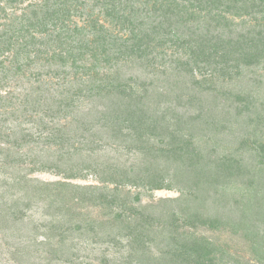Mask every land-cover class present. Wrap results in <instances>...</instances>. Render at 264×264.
<instances>
[{
    "label": "trees",
    "instance_id": "obj_1",
    "mask_svg": "<svg viewBox=\"0 0 264 264\" xmlns=\"http://www.w3.org/2000/svg\"><path fill=\"white\" fill-rule=\"evenodd\" d=\"M203 13L209 21L201 24ZM228 18L252 21L237 31L234 20ZM181 48L190 51L189 60L178 67L189 68L194 61L187 74H194L196 68L212 77L234 78L247 68L261 66L264 0H0V142L8 145L0 165L19 172L29 166L22 177L27 186L31 183L27 175L35 172H52L67 180L95 176L100 185L75 188L56 182L29 188L41 196L53 191L64 204L68 200L104 211V218L90 224V230L110 238L106 243L112 244L119 236L118 227L126 228L128 247L138 264H247L232 259L224 246L204 236L191 237V229L242 231L264 264V212L262 217L259 210L264 211V197L258 191L264 177L259 184L251 181V191L243 188L239 183L247 170L240 161L226 155L214 157L209 150L204 153L184 136L183 128L195 119L157 113L147 101L151 96L146 97L147 90L141 93L122 77V69L129 64L173 63L167 51ZM29 71L37 83L31 87L36 96L13 102L6 88L13 78L21 80ZM43 77L62 78L59 94H51L53 86L42 85ZM69 78L72 83L66 81ZM83 100L91 107L75 110ZM40 109L53 118L52 127L43 125V117L29 115ZM20 116L38 127L42 144L52 148L47 159L39 155L40 161L28 163L23 154L19 158L13 154L15 148L37 142L28 129L10 132L11 117L18 120ZM58 117L74 118L77 124L68 120V125H57ZM78 143L85 149L77 148ZM121 146L136 153L138 161L129 165H119L114 157L100 161L98 152ZM175 180L185 183L188 194L196 198L191 200V211L185 208L168 216L150 211L138 198L140 194L134 200L129 197L128 188L172 190ZM56 211L70 216L63 206ZM155 233L161 234L163 247L154 257L147 249L156 242V237L151 238ZM59 241L64 244L65 240Z\"/></svg>",
    "mask_w": 264,
    "mask_h": 264
},
{
    "label": "rangeland",
    "instance_id": "obj_2",
    "mask_svg": "<svg viewBox=\"0 0 264 264\" xmlns=\"http://www.w3.org/2000/svg\"><path fill=\"white\" fill-rule=\"evenodd\" d=\"M205 15L206 13L201 15L199 20L201 24L204 21H209L205 19ZM228 20H234L233 23L237 31H241L242 28L246 29L252 21L249 19L243 22L238 18H228ZM197 23L194 22L193 25L196 28L199 27L200 33H204V29ZM194 26L192 29L196 31ZM189 53L188 49L183 50V48L178 52L168 50L167 58L173 59V63L166 66L129 64L122 69V77L131 87L141 90V93H145L144 89L147 90L146 97L151 95L147 101L155 106L157 113L162 114L165 111L169 118H172L175 113L178 116L183 114L189 119H195L191 126L183 128L184 136L204 153L209 150L214 157L226 155L240 161L243 168L247 170V174L239 185L245 189L249 188L251 191V181L254 180L259 184L261 178L264 177V64L247 68L243 70L241 77L235 76L234 78L232 76V78L229 76L219 78L217 75L212 77L196 68L194 74L192 72L187 74L186 70H193L194 61L190 62L189 68L188 66H178L179 63L186 64L188 62ZM30 73L31 71L28 72L27 77L21 80L13 78L10 86L6 88L5 91L10 96H14L13 102H19L22 99L18 98H23L26 95L36 96L35 92L31 91L33 89L31 87L37 83ZM71 79L66 81L72 83ZM42 80L44 81L42 85L53 86L51 94L56 95L63 89L60 86L63 83L62 78L43 77ZM77 106L78 109L75 110L85 111L91 107V103L88 100H83ZM45 109H40L37 114L31 111L29 115H34L38 120L43 117L46 122L43 125L52 127L53 118L46 116ZM1 113L2 111H0V119L2 118ZM11 118L15 120L14 117ZM73 119L70 117L64 120L58 117L56 122L57 125H68L69 122L75 124ZM14 120H11L8 125V128L11 129L10 132L14 129L19 132L21 129H28L27 131L37 142L23 147L21 150L15 148L16 152L13 150V154L18 158L20 154H23L28 163L35 160L40 161L39 155L44 156L41 158L42 160L47 159L46 156L53 150L42 144L43 134L38 131L39 128L27 122L24 116ZM68 120L70 121L68 122ZM7 146L6 143L0 142L1 163L5 161L2 150ZM76 147L85 149V145L82 143H78ZM98 153L102 158L101 162L112 157L119 160V165L124 163L129 165L138 161L136 153L128 151L124 146L118 147L116 150L106 147ZM28 167L25 166V170L19 172L15 168L11 169L0 165V264H138L134 259L135 256L130 253L129 240L125 237L126 228L118 227L119 236L112 244L106 243V239L110 238H103L102 234L97 236L93 230H90V224L99 223L98 221L104 218V211L88 204L74 205L75 202L68 200L67 204H64L65 200L58 199L53 195V191L41 196L29 188L30 185L56 182H68L75 185L72 186L75 188L100 185L95 176L67 180L63 175L52 172H35L27 175L26 179L31 182L27 186L22 177H25ZM170 173H173V169L170 170ZM213 174L215 175V173ZM243 182L245 183L243 184ZM184 184L180 180H175L172 190L147 191L134 188L127 190H129L128 194L131 200L136 199L140 194L138 198H141L142 204L148 206L150 211L171 216L174 212L178 213L185 208L191 211L193 208L191 200L196 202V198L188 194ZM258 191L264 197V186ZM230 193L237 194L236 191ZM54 200H56V204L51 203ZM62 206L68 210L71 218L66 216V212L56 211ZM259 210L260 216H262L263 207ZM4 215L6 219H3ZM68 220L70 221L68 222ZM77 226L83 228L78 229ZM261 228L264 229L263 223ZM189 233L195 239L204 236L208 240L224 246L223 248L231 255V258L237 262L241 261L247 264H260L261 262L255 257L252 243L242 231L233 232L229 229L195 231L191 229ZM61 234L64 236L61 237ZM160 235L159 233L151 235V238L156 237L157 240L148 245L149 256L160 255L163 247V243L159 244ZM61 239L65 240L64 244L59 241Z\"/></svg>",
    "mask_w": 264,
    "mask_h": 264
}]
</instances>
